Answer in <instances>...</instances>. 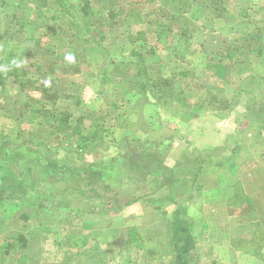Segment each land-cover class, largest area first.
<instances>
[{"label":"rangeland","instance_id":"rangeland-1","mask_svg":"<svg viewBox=\"0 0 264 264\" xmlns=\"http://www.w3.org/2000/svg\"><path fill=\"white\" fill-rule=\"evenodd\" d=\"M210 1L180 13L190 30L154 0H88L85 30L80 0H0V57L9 40L6 53L22 56L29 81L23 94L11 78L0 86V264H158L128 208L174 214L175 230L189 222L193 198L222 194L230 177L239 179L232 204L257 211L231 225L233 244L264 264V0ZM78 118L82 135L94 126L112 147L67 154L81 138ZM124 138L127 147L113 148ZM191 249L190 264L212 256Z\"/></svg>","mask_w":264,"mask_h":264},{"label":"crops","instance_id":"crops-1","mask_svg":"<svg viewBox=\"0 0 264 264\" xmlns=\"http://www.w3.org/2000/svg\"><path fill=\"white\" fill-rule=\"evenodd\" d=\"M244 124V122L238 123L239 128L241 129L244 126L242 128L244 130ZM246 150L250 152L251 149L246 148ZM233 180L230 177L226 182V191H223L222 194L214 190L209 195H198V198H193L188 212L189 222L187 224L180 223L175 230L171 225L173 220L169 221L171 215L175 217L174 214L163 216L152 212L146 214L143 203H134L128 208V211L134 208L138 215H141V235L144 240V247H148L149 250L153 247V251L150 252H153L154 257L159 258L160 261L156 260L158 264H190L191 262L189 263L188 260L191 257L190 255L193 254L191 248H194L196 252H200L203 256L205 254L212 255V258L209 255L208 258L204 259L206 264H236V257L240 253H243V256L238 264H260L252 255L246 256L247 251H243L245 248H237L233 244L232 236L234 232L232 234L231 225L238 226L248 220L252 222V220L257 219V211L252 215L251 213L248 215L246 206L232 204L233 194L230 187L233 184L232 182L239 183V179ZM201 219L203 223L199 226V220ZM222 251L226 252L227 260L215 258V255ZM145 252L147 253V249ZM230 256L232 257L229 258Z\"/></svg>","mask_w":264,"mask_h":264},{"label":"trees","instance_id":"trees-1","mask_svg":"<svg viewBox=\"0 0 264 264\" xmlns=\"http://www.w3.org/2000/svg\"><path fill=\"white\" fill-rule=\"evenodd\" d=\"M154 1L158 4H161L160 6L162 7V9H165V10L167 9L170 13H172V19L174 21H178L180 24V27H183V29H184L183 25L189 26L192 24L189 21H187L184 17L182 18L180 13L183 12V10L187 7H188V9H190L193 6V4H196L197 0H154ZM80 2H81V11H82L83 16H84V22H83L82 27L85 28V30H89V27L87 25V20L91 16L90 4H89L88 0H80ZM213 2H214V0H211L209 3H213ZM198 5L202 6L201 3H198ZM61 11L63 13H65L64 9H61ZM130 19H131V16L126 15L124 18H122L121 24L126 25V26L131 24V23H129ZM191 27L192 28L190 30H193L194 25L192 24ZM191 34H192V32L189 31V27H188L187 31L182 32V34H181L182 36L180 35L184 44H185V47H189L190 46L189 44H191L190 43V40L192 38ZM99 36H100V40H98L96 42V44H97V46H99L102 49V52L106 53V50L101 45L102 40H103L102 34L100 35V33H99ZM94 37H95V35H94ZM141 37H143V33H140V32L136 33V37L134 38V41L141 40ZM9 44H10L9 40L5 39L2 41V50H1L2 53H1V57H0V68L4 67V70L1 71V69H0V86L2 87L3 84H5L4 81L7 78H11L12 84H14L16 86V90H17L16 93L23 94V92L25 90V86L29 83V81L25 79V74L22 71L23 69H21L22 56L18 57L16 54H14L13 50L8 51V53H6V49L9 47ZM187 55H190V53H188L186 51L184 53L183 57L185 58ZM128 56L131 57L132 60H135L133 62L137 65V67L140 68L139 70H143L144 59L140 53H137L135 51H130ZM109 57L116 59V60L119 59L118 57H114L111 55ZM118 61H121V60H118ZM181 74H182V76H185L184 73H181ZM51 97L57 98L58 94L56 95L55 93H53V94L51 93ZM51 97H43V99L44 100H49V99L51 100ZM75 105H78V100H76ZM156 105H157V103L155 102L154 106H156ZM34 112H36V111H34ZM69 117H70L69 114L64 115L62 117V119L60 120V123L58 125H56V127L59 126L61 129L60 134H63V132L65 131V128L68 125ZM80 122H81V118L76 119L77 124L74 125L73 132H75L76 134H79V136L81 138L78 139L75 149H73L72 151H68V152L66 151L67 154H72L75 156V158L77 160H82L84 155L86 154L83 151L85 148H87V149H88V147L90 148L89 149L90 154H97L98 150H108L109 148L112 147V145H108L103 140H101L100 138L99 139L97 138V136L99 135L98 134L99 130L95 129L94 126L90 127L89 132L82 135L80 133V131L83 132V131H86V129L84 127H79L78 124ZM56 127H53V129L55 130ZM90 133H92V136L87 137V135H89ZM179 138H182V137H179ZM126 140H127L126 138L122 139V141L118 145H116V146L113 145V148H115L119 151L123 150L125 147H127V144L124 143V141H126ZM232 140H233V137H232ZM26 144L27 143L24 141V142H19L15 147H13V145H11V147L18 149L19 147L25 146ZM128 145H130V144H128ZM148 145L154 147L155 144L151 143ZM34 146L44 147V148H46V150L49 151L47 146L41 142L34 143ZM142 146L143 145H140L141 148H142ZM171 146H172V137H169V142H168L167 146L164 147V149L170 148ZM4 167H5V162L0 160V173H2V171L4 170ZM12 178H14V177H12ZM46 198L47 197H45V199ZM128 203H131V202H128ZM12 246H13L12 244L8 245L7 251L5 252V254L8 253V250Z\"/></svg>","mask_w":264,"mask_h":264},{"label":"clouds","instance_id":"clouds-1","mask_svg":"<svg viewBox=\"0 0 264 264\" xmlns=\"http://www.w3.org/2000/svg\"><path fill=\"white\" fill-rule=\"evenodd\" d=\"M67 59L71 61V60H73V57H72L71 55H69V56L67 57Z\"/></svg>","mask_w":264,"mask_h":264}]
</instances>
